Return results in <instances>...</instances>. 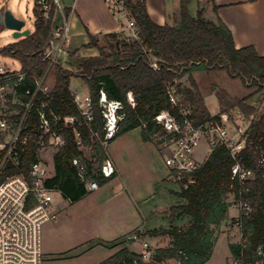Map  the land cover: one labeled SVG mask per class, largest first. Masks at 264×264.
Instances as JSON below:
<instances>
[{"label": "trees", "instance_id": "1", "mask_svg": "<svg viewBox=\"0 0 264 264\" xmlns=\"http://www.w3.org/2000/svg\"><path fill=\"white\" fill-rule=\"evenodd\" d=\"M191 2L180 0V12L174 24H159L150 16L146 0H127L138 38L128 39L123 32L104 33L102 37L88 32L90 43L86 47L96 48L99 53L82 57L77 71L64 68L61 64L51 68L49 76L54 83L47 93L37 94L29 112L30 124L25 132L30 134V141L26 152L18 165L8 164L5 174L28 173L31 165L39 160L41 138L43 136L48 143L50 135L40 129L38 110L42 108L47 111L52 123L51 132L64 137V144L54 154L55 174L46 180V185L60 191L71 203L79 201L90 192L73 164L75 158L82 159L86 164V178L96 180L99 185L107 183L115 175L105 177L99 171L101 163L107 158V148L103 145L106 130L100 106L101 92L104 91L109 99L124 103V118L119 121V129L109 143L116 136L136 127L142 129L144 141L155 142L156 136L165 134L155 119L158 114L169 110L181 119L180 107L171 103L168 94V89L176 84L182 93L180 104L192 105L198 122L220 119L222 113L230 116L239 114L246 119L249 123L247 146L241 154L245 165L254 170L256 176L245 181L233 177L235 160L230 150L226 146H216L195 174V182L188 187L180 186L176 192L180 202L168 208L171 225L145 233L152 237L171 238L167 247L153 250V258L168 264L171 261L176 264H204L212 256L219 228L228 218L230 206L234 201L242 200L249 201L253 211L248 216L242 214L244 243H231L230 248L233 256L242 255L244 261L255 259L257 247L260 244L264 246V175L257 163L260 150L264 147V110L260 112L259 99L257 103L250 99L255 95L264 96V55L258 52L255 45L238 48L228 25L221 18H207L204 7L192 15L189 11ZM218 8L213 4L215 12ZM35 15V28L29 35L0 48V55L18 60L27 72L26 79L15 87L21 102L29 100L26 90L35 89L36 79L44 74L48 66L47 61L39 58V53L47 39L50 21L44 19L38 8H35ZM153 60L158 63L159 69L151 67ZM199 69H226L254 87V93L234 98L219 88L218 112L213 114L193 75ZM74 77L83 78L88 85L94 114L90 122L85 120L74 102L71 90ZM129 94L133 96L135 106L129 103ZM17 106L25 111L22 104ZM54 115L59 118L55 120ZM78 132L84 145L94 152L99 164L97 168L93 161L86 158L85 150L80 148ZM5 152L6 147H1L0 161ZM231 194L235 196L234 201L230 200ZM181 217L188 218L187 224H175L174 221ZM135 260L141 262V253L125 246L107 258L105 264H133Z\"/></svg>", "mask_w": 264, "mask_h": 264}, {"label": "built area", "instance_id": "2", "mask_svg": "<svg viewBox=\"0 0 264 264\" xmlns=\"http://www.w3.org/2000/svg\"><path fill=\"white\" fill-rule=\"evenodd\" d=\"M35 1L36 8L42 13L44 19L50 21L47 39L39 53V58L47 61L48 66L44 74L36 79L35 89L26 90L30 98L26 102H21L25 111L0 114L1 144L2 147H6L5 155L0 161V264H44L42 226L46 221L56 218V214L53 212V192L56 190L46 185V180L53 175L49 173V167L41 159L39 152V160L31 165L28 173L5 174L8 164L18 165L26 152L30 141V134L25 132L30 124L29 112L37 94L39 92L47 93L50 90L48 82L51 78L49 76L51 68L58 64L63 66L64 59L70 57L72 53V9L68 10L63 0ZM105 2L119 21L120 31L118 32L131 30L132 32L127 35V38H138V30L127 7V0H105ZM151 67L159 69L158 63L154 60ZM26 76L27 72L22 67L16 69L0 64V102L6 100L3 91L9 87L14 90L17 96L15 87L21 84ZM176 82L178 83L179 80ZM71 90L74 102L85 120L92 121L94 114L90 93H83L76 89ZM168 94L171 103L180 107L181 119L169 110L158 114L155 119L163 127L165 134L156 136L155 143L164 151V161L170 169V176L178 183L179 187H188L195 182V174L201 169L204 161L197 160L194 151L202 141H205L210 149L207 156L216 146H226L230 150L235 160L232 167L233 177H239L242 181L255 178V171L245 165L241 154L247 146L246 131L249 127V123L244 117L239 114L230 116L228 113H222L220 119L198 122L194 116L192 105L180 104L182 93L176 84L168 89ZM128 100L132 106L136 105L131 94H129ZM100 106L106 130L103 145L107 148L109 139L119 129V121L124 118L122 112L124 103L109 99L102 91ZM50 113L53 114V112ZM38 114L40 129L45 133H50L48 143L42 136L38 151L41 147H51L56 153L64 144V137L60 133L51 132L52 123L46 110L40 108ZM54 116L55 120L59 118ZM94 134L98 135L97 132ZM77 136L80 148H90L84 145L79 132ZM257 163L264 175V147L260 150ZM73 164L77 167L79 176L85 181L89 192L100 187L96 180L86 178V164L82 159L75 158ZM99 171L105 177L113 176L116 172L113 161L107 157L101 163ZM238 206L240 215L232 221V225L239 230L241 239L239 243H244L241 218L242 214L248 216L253 211V207L249 201L242 200L238 201ZM144 248L145 250L141 253V262L135 260L133 264H143L144 261L154 259L153 249L148 242H144ZM255 254L257 257L255 259L244 261L242 255H239L233 256L232 261L234 264H264L263 244L257 247Z\"/></svg>", "mask_w": 264, "mask_h": 264}, {"label": "crops", "instance_id": "3", "mask_svg": "<svg viewBox=\"0 0 264 264\" xmlns=\"http://www.w3.org/2000/svg\"><path fill=\"white\" fill-rule=\"evenodd\" d=\"M63 3L73 11V56L70 55L63 62L64 68L68 69L69 67L65 66L67 63H80L84 49L95 50L96 53L92 55L99 53L96 48L86 47L90 43L89 33L102 35L118 32L120 24L105 0H63ZM146 4L150 16L159 24H174L179 16L180 0H146ZM213 4L219 7L217 12L214 11ZM202 7L207 18H221L228 25L238 48L255 45L258 52L264 55V0H192L189 11L196 15ZM75 59H79V62L74 63ZM203 73L205 71L199 69L195 70L193 75L208 107L207 94L217 93L219 87L213 88L202 82L205 75ZM209 85L214 86L211 83ZM258 96L256 95L252 102L257 103ZM133 130L135 128L116 136L107 147V157L113 161L116 169L110 181L68 208L55 207L56 218L52 222L46 221L48 223L44 234L42 228L44 264H105L107 258L125 246L141 253L142 251L134 249L133 245L141 242L144 246L146 241L143 238L149 236L145 234L146 231L171 225L169 220V223H163L164 216L169 213L167 206H156L160 207L157 214L162 215V219L149 222L152 213L149 204L151 196L149 197L147 191L145 194L142 191L143 188L146 190V183L150 184L151 188L160 178H170V169L164 161V151L157 143L144 141L142 129L141 135L132 137L130 134ZM0 139L2 140V137ZM153 150H159L161 161L155 159ZM158 164L162 165L158 167ZM144 165L150 169L154 168L148 178L141 174ZM150 169L149 173L153 170ZM177 191L169 189V194L175 196ZM239 215L240 208L233 203L229 208L228 218L219 228L212 256L204 264H234L230 244L239 243L241 239L239 230L232 225V221ZM187 222V217L175 221L179 226ZM138 233L143 234L139 236Z\"/></svg>", "mask_w": 264, "mask_h": 264}, {"label": "rangeland", "instance_id": "4", "mask_svg": "<svg viewBox=\"0 0 264 264\" xmlns=\"http://www.w3.org/2000/svg\"><path fill=\"white\" fill-rule=\"evenodd\" d=\"M35 8H36V1L35 0H0V11L4 12L6 9L12 10V12L17 17H19L25 21V28L30 29L31 31H33L35 28V21H36ZM74 23H75V20H74ZM0 30H1L0 31V48L2 46H5V45L12 43V42L17 40L13 36V30L8 29L3 24H0ZM130 32H132V31L126 30L125 32H123V35L125 37H127V35ZM73 33H74V29L71 28V34H73ZM102 35H98V36L102 37ZM95 53H96L95 50L84 49V51L81 53V57L90 56V55L95 54ZM73 54H75V52H73ZM71 56H73V55H71ZM79 59H75L74 63H78ZM0 64L3 66L9 67V68L11 67V68L19 69L21 67L20 63L17 60L10 58V57L2 56V55H0ZM65 66L69 67L68 69H70L72 71H77L78 64H71V63L68 64L67 63ZM203 70L205 71V73H203V74H205L206 76L204 75L202 77V79H203L202 82H206L207 86H211L213 88L219 87V88L225 90L231 97L244 98V97H248L254 93V90H255L254 87L248 86L244 82L242 77L233 76L226 69H212V70L203 69ZM183 81L186 82V78H184ZM53 83H54V80L52 78H50V80L48 82L50 87L53 85ZM210 83L214 84V86L209 85ZM72 88L76 89L80 92H83V93H87L88 89H89L86 81L81 77L72 78L71 89ZM3 93H5V95H6V100H3L0 102V114H3L4 112L19 111L20 109L18 108L17 105H20L21 101L18 99V97L14 93V90L11 87H9L6 90H4ZM207 95H208V97H206V98H207L208 108L212 113L215 114L218 111V107H219L217 93L213 92L212 95H210V94H207ZM255 96L252 97L250 99V101H253ZM259 101H260L259 103H261L260 105L262 108L260 112H262V110H264V96L260 95ZM130 135L132 137H134V136L136 137L138 135H141V128L136 127L135 130H133V132ZM155 138H157V137H155ZM120 141H122V140H120ZM1 143H2V140L0 141V148L2 147ZM40 149L38 152H39L41 159L44 162H46V164L48 165L49 173L51 175H54L55 174V164H54L55 151H54V149L51 147H45V148L41 147ZM84 150H85L86 158L88 160L93 161L94 167L97 168L99 164H98L95 156L93 155L94 152L90 148H85ZM209 150L210 149L208 148L205 141H202L200 143V145L197 146V148L195 149L194 155H195L197 160L204 161L205 158L207 157V153ZM160 155L161 154L159 153V150H157V152H155V150H153V156L155 157V159H157V161L161 159ZM161 165L162 164H158V167ZM149 169H150L149 166L144 165V168L141 170L142 173L141 172L140 173L148 178V174H151L154 171V168H151L153 170L150 169L151 171L149 173ZM146 184H147L146 190H145V188H143L142 191H143V194H145V192L147 191L148 194H150L149 197L151 196L150 197L151 200L149 201L150 208H152L151 217L149 219V222L151 223V222H154L155 219H158V218L162 219V215L159 216L157 214V210L160 207H156V206L171 207L173 204H178L180 202V198L177 195L173 196V195L169 194V189L179 190L180 187H179L178 183L171 178V176L168 180H164L163 178L162 179L160 178L157 183H154V185H152L151 188H150V184H148V183H146ZM95 193H97V192H95ZM93 195H95V194L93 193ZM53 196H54L53 212H54L55 207L61 208V207L66 206L68 208L70 205H73V203H71L70 201H68L67 199H65L63 197V195L60 193V191H54ZM234 197H235L234 194H231L230 200L234 201ZM146 200L148 201V197ZM234 203L236 205H238V201L237 202L234 201ZM156 215H158V216H156ZM164 218H163V221H164L163 223L166 224L167 222L169 223V221L172 222L170 212L167 213V215H165ZM167 220H169V221H167ZM48 222H52V220H49ZM48 222H45V224H43V226H42L43 234H44V229H45L46 223H48ZM142 234L143 233H138L139 236H141ZM155 239H157V241ZM143 240L148 242L150 247L154 250L158 247H167L171 241V238L169 236H159L156 238V237H152L149 235V236H146L145 238H143ZM133 247H134V249L142 251V252L145 250V248L141 242H136L133 245ZM169 264H176V262L171 261Z\"/></svg>", "mask_w": 264, "mask_h": 264}, {"label": "water", "instance_id": "5", "mask_svg": "<svg viewBox=\"0 0 264 264\" xmlns=\"http://www.w3.org/2000/svg\"><path fill=\"white\" fill-rule=\"evenodd\" d=\"M0 24H3L8 29L13 30V36L16 39L22 38L31 33L30 29L25 28V21L17 17L10 9H6L4 12L0 11ZM143 264H162V263L155 259H151L149 261H144Z\"/></svg>", "mask_w": 264, "mask_h": 264}]
</instances>
